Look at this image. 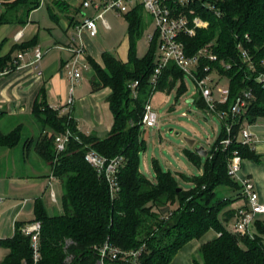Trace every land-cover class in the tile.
<instances>
[{
    "label": "trees",
    "instance_id": "trees-1",
    "mask_svg": "<svg viewBox=\"0 0 264 264\" xmlns=\"http://www.w3.org/2000/svg\"><path fill=\"white\" fill-rule=\"evenodd\" d=\"M54 4L69 6L62 0ZM40 5L41 0L2 2L0 25L25 24L30 12ZM175 7L190 19L199 16L209 21L206 28L197 29L193 35L182 34L180 40L189 56L202 51L196 66L198 75L211 74L214 85L225 81L229 88L226 101L215 100L212 111L220 116L222 128L208 150L207 161L200 175L186 176L194 186L185 189L173 172L158 166L155 179L140 170V154L145 149L141 130L145 105L155 90L170 91L178 80L182 82L179 92L184 93L186 74L171 61L162 69L157 84H153L160 35L155 30L147 53L138 55L137 43L146 25L144 5L138 2L125 13L127 60L108 51L102 54V64L90 55L86 57L94 70L92 90H111L108 103L113 122L106 136L81 132L71 111L61 113L48 103L44 88L32 111L33 120L39 125L38 136L31 132L23 139L25 122L7 132L0 129V146L13 148L21 144L25 150L33 148L62 188L61 212L50 215L43 200L36 199L34 219L16 222L13 236L0 240V245L8 249L0 264H95L97 247L107 240L121 249L141 248V264H170L185 244L210 230L219 235L200 246L202 261L195 259L194 264H264V217L255 221L254 238L241 235L226 224L233 216V211H225L232 199H217L220 186L241 189L228 173V161L234 151L243 159L261 160L252 145H244L238 138L244 125L264 118V81L259 79L264 75V0H225L220 4L219 17L200 1ZM49 12L55 18L52 10ZM240 44L250 59L243 56ZM27 46L15 45L14 49ZM210 54H215L216 59H210ZM17 63L19 59L15 60L12 54L0 57V69L13 70ZM135 81L139 84L133 90L131 84ZM245 92L252 94L247 106L234 114L232 105ZM197 102L211 110L201 93ZM67 130L72 133L70 140L66 149L58 152L55 138ZM229 137L231 143L225 145L223 141ZM89 150L108 158H123L117 194H111L106 179L85 160ZM187 151L200 161L197 151ZM225 212L229 216L221 218ZM35 221L41 222V257L36 263L31 237L23 231L25 224Z\"/></svg>",
    "mask_w": 264,
    "mask_h": 264
},
{
    "label": "crops",
    "instance_id": "crops-1",
    "mask_svg": "<svg viewBox=\"0 0 264 264\" xmlns=\"http://www.w3.org/2000/svg\"><path fill=\"white\" fill-rule=\"evenodd\" d=\"M66 1L75 13L84 7L82 0ZM100 1L105 2L107 0ZM2 2L3 0H0L1 4ZM43 3L48 9L49 17L43 16L45 17L43 20L32 18V12L38 10ZM43 3L30 12L25 24L6 23L0 25V57L12 54L15 60L19 59L20 63H17L18 66L13 70L8 67L0 69V114H2L0 116V129L7 132L23 122L24 119L33 120L34 103L44 88L48 103L53 107H59L61 113L71 111L81 132L85 134L96 133L100 137H104L108 134L113 122V114L108 103L111 90L110 88H103L93 91L91 83L89 88L81 84L86 77L91 82L94 74L92 67L88 72L85 71L88 68L87 55L93 58L94 55L87 50L83 40L96 37L98 33L91 36L86 29L80 31L79 26L83 21L73 14L68 13L66 16L55 11L53 0H45ZM78 5L79 8H77ZM49 10H52L55 18L51 17ZM25 44L28 46L23 49H14L15 45ZM75 46H82L84 50L78 56V64L82 68L83 77L76 82L78 84L76 90L79 89L76 101L69 96L71 82L65 72L66 62L76 57V53L72 50ZM128 46L127 41L125 52L120 56L123 60H127ZM37 48L43 51V58L39 67L41 71L32 64L34 51ZM23 53H25L24 57L20 59V55ZM95 60L102 64V55ZM76 90L75 87L72 89L73 92ZM70 99H72L71 103H69ZM216 99H219V95L216 96ZM252 128L256 134L252 146L260 156L264 157V118H260L255 124H252ZM32 134L38 136L39 128L33 126ZM213 143L214 141L211 142L210 148ZM206 151L208 153V150ZM15 152L16 155H14ZM40 159L33 148L25 150L21 144L13 148L0 146V197H2L0 240L13 236L16 222L30 221L28 217L34 213L36 199L43 200L49 214H54L53 211L52 213L50 211L51 203H55V201H52L50 197L49 167ZM247 160L248 163H242L243 176L247 177L248 175L253 180L255 177L258 191L264 200V169L261 168L264 163L260 162L261 160L259 162ZM19 167L25 168L21 171ZM54 183L59 187L62 194V188L57 179L52 182V187ZM227 188L226 197L231 198L232 202L225 211H233V216L226 224L232 228L236 219V211L244 205L245 200L242 197L241 189ZM30 202H33V207H31ZM227 216H229V212L221 214V218ZM212 231L211 237L193 239L185 244L170 264H194V260L199 258L198 256V258H194V255L200 252V246L219 235L216 231ZM7 253L8 249L0 245V262Z\"/></svg>",
    "mask_w": 264,
    "mask_h": 264
},
{
    "label": "built area",
    "instance_id": "built-area-1",
    "mask_svg": "<svg viewBox=\"0 0 264 264\" xmlns=\"http://www.w3.org/2000/svg\"><path fill=\"white\" fill-rule=\"evenodd\" d=\"M132 0H107L101 2L100 0H83V6L86 8H94L99 11L96 17L86 18L79 26L80 31L86 29L91 36H95L98 33L97 21L100 20L106 27H109L105 14L108 11H116L119 14L127 12L130 8L128 3ZM144 5L146 11H148L154 19L155 30L159 32L160 44H159V61L153 74V84L156 85L158 78L162 72V69L168 65L171 61L186 74L191 77L196 83L201 95L207 102L211 110L215 109V89L217 84L214 85L213 76L211 74L198 75L196 66L199 60L198 55L189 56L185 51V46L180 36L182 34L193 35L199 28H206L209 25V21L199 16L193 19L188 18L186 15L177 11L175 6H188L191 3L200 1L210 12H213L216 16H220L222 13L220 4L225 0H137ZM153 33L149 35V39H152ZM243 56L250 59L247 50L240 44L239 45ZM76 53V57L66 62L65 72L66 76L74 85L80 81L83 77V71L78 64V56L83 53L82 46H75L72 49ZM204 50V49H203ZM205 51V50H204ZM206 52V51H205ZM24 54L20 55V59L24 57ZM43 58V51L37 48L34 51V60L32 64L36 69H39L40 63ZM210 59L215 60L216 55L210 54ZM20 64V63H19ZM196 70V71H195ZM208 71V68H205ZM39 71H41L39 69ZM264 81V75L259 77ZM139 82L135 81L131 84V88L134 90L138 86ZM219 94V100L224 102L228 98L229 88L222 86L217 88ZM251 92H245L238 96L232 105V112L239 114L247 106V101L251 97ZM72 99H70V102ZM61 110L59 107H54ZM142 124L146 127L156 128L158 126V113L154 110L151 100L145 105L144 114L142 117ZM228 133L231 132V126L227 127ZM72 133L67 130L65 133L59 134L55 138L56 148L58 152H63L66 149L67 143L70 140ZM256 136L252 125H244L239 134L238 140L244 145H252L254 143V137ZM76 139L78 137L76 136ZM225 145L231 143V138H227L223 141ZM85 160L96 170L99 176L106 179L109 189L112 195H115L120 190L118 173L122 164L123 158L120 156L114 158H108L99 154L95 150H89L85 154ZM243 158L238 151H234L233 155L228 161V173L229 175L239 182L241 185V194L245 200L244 205L239 207L236 211V219L233 223L232 229L241 234L247 235L251 238L255 237V221L258 218L264 217V200L254 184L253 179L250 176L239 177L238 173L242 168ZM56 180V177L50 175V197L52 201H57L56 193L52 187V182ZM2 203V197H0V205ZM23 231L26 235L31 237L33 258L34 262H38L41 257L40 251V234H41V222L35 221L25 224ZM143 256V250L141 248L136 249H121L118 246L111 243L109 240L97 247V260L95 264H141V258Z\"/></svg>",
    "mask_w": 264,
    "mask_h": 264
},
{
    "label": "rangeland",
    "instance_id": "rangeland-1",
    "mask_svg": "<svg viewBox=\"0 0 264 264\" xmlns=\"http://www.w3.org/2000/svg\"><path fill=\"white\" fill-rule=\"evenodd\" d=\"M6 1L9 0H3V3ZM43 1L45 0H41V4ZM55 1L56 0H53V2ZM66 3L68 2L66 1ZM137 3V0H132L128 3V6L129 8H133ZM70 7V4L68 8L53 4V9L55 11L61 12L66 16L68 13L71 15L73 14L81 21L90 17L94 18L99 13V11L94 8L84 7H82L81 11L75 13L74 9ZM79 7L78 5L77 8ZM125 13L126 12L119 14L116 11L106 12L105 19L109 27H106L102 21H98V35L93 38L89 37V40H83V43H86L87 50L92 52L95 59L100 58L105 51L111 52L119 57L124 54L123 52H125L128 41V22ZM43 16L49 17L45 3H43L38 10L32 12L31 17L36 20H43L45 18ZM145 21L146 25L143 34L137 43V53L139 56H144L147 53L150 45L149 35L155 32L154 19L146 10ZM75 34L77 35V32H75ZM90 68L91 66L88 63V68L85 69V71L88 72ZM90 83L88 77L84 78L81 82L82 85L88 88ZM75 84H70L71 91L69 92V96H71L74 101L78 99L79 94V89L76 90L78 84ZM181 85V80H178L170 91L158 89L155 90L151 96V104L158 113L159 124L156 128L146 127L145 125L141 127L143 138L145 139V149L140 154V170L149 179L156 178L158 167L165 171H171L178 178L180 185L185 189H189L194 186V183L187 179L186 176L192 178L200 175L202 167L207 161V156L201 155L200 161H196L187 150L195 151L197 147L210 150L211 142L215 141V138H217L222 128V121L215 111L199 105L197 97L200 92L191 77H185L186 88L182 94L179 92ZM222 86H226L225 81H220L217 88ZM74 87L76 90L75 92L72 91ZM217 88L215 89L216 96L219 95ZM192 99H194V101H192ZM23 122H25L23 139H26L33 131V126L39 128V125L34 120L29 119H24ZM188 139L195 141L192 147L189 146ZM16 154L15 152L14 155ZM260 162L264 163V157L261 156ZM242 163H248V160L243 159ZM24 168L25 167H19L21 171ZM261 168L264 169V164H262ZM242 171L243 168H241L238 173L239 177H246L243 176ZM253 181L259 190L255 177ZM227 187L231 188L230 186H220L217 189V199L227 196ZM53 189L56 193L57 201L51 203L50 211L51 213L53 211L55 214L62 211V200L60 189L55 183ZM30 203L31 207H33V202ZM34 216L35 212L31 217H28V219H34ZM212 234L213 231L210 230L203 237H211ZM197 254L194 255V258L199 257L201 260L199 258L198 260L202 261L200 252Z\"/></svg>",
    "mask_w": 264,
    "mask_h": 264
},
{
    "label": "water",
    "instance_id": "water-1",
    "mask_svg": "<svg viewBox=\"0 0 264 264\" xmlns=\"http://www.w3.org/2000/svg\"><path fill=\"white\" fill-rule=\"evenodd\" d=\"M187 141H188L190 147H192L195 143L194 140L188 139ZM195 151H197L199 154L204 155V156H206L208 154L207 151L204 150L202 147L195 148ZM179 190H180V188H179Z\"/></svg>",
    "mask_w": 264,
    "mask_h": 264
}]
</instances>
